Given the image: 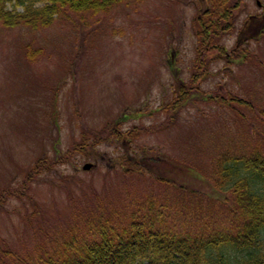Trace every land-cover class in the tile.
Here are the masks:
<instances>
[{
  "label": "rangeland",
  "instance_id": "374dc122",
  "mask_svg": "<svg viewBox=\"0 0 264 264\" xmlns=\"http://www.w3.org/2000/svg\"><path fill=\"white\" fill-rule=\"evenodd\" d=\"M224 1L215 36L198 0H111L36 27L0 19V264L39 263L96 189L126 210L153 196L168 226L236 231L235 198L213 171L227 153L264 152V29L239 38L264 0ZM96 136L97 150L84 144ZM127 150L178 162L194 189L185 204L173 184L121 174Z\"/></svg>",
  "mask_w": 264,
  "mask_h": 264
},
{
  "label": "trees",
  "instance_id": "16d2710c",
  "mask_svg": "<svg viewBox=\"0 0 264 264\" xmlns=\"http://www.w3.org/2000/svg\"><path fill=\"white\" fill-rule=\"evenodd\" d=\"M110 1L0 0V19L9 26L27 23L36 27L50 24L56 16L69 11L108 9ZM198 1L200 4L211 3L203 10V15L199 12L195 18L200 25L205 21L215 36L219 29L216 19L233 2ZM9 2H12V8ZM247 19L239 38L260 37L264 29V10ZM212 37L202 35L199 41L205 46H215ZM219 53V50L213 52L209 59ZM111 133L122 137L124 142L134 136L130 132L120 134L117 130ZM99 140L96 136L91 144L88 138L83 142L97 150L95 145ZM137 153L127 150L120 156L121 160L115 165H122L121 174L148 175L173 184L183 194L177 202L185 204V195L194 189L188 187L177 171L178 162H171L173 167L169 169V158L160 153ZM158 166L162 167L161 172L156 169ZM213 175L216 188L231 192V197L235 198V210L232 205V211L238 214L236 231L168 226L164 223L163 209L153 196L137 198L126 210L106 200V195L96 189L80 195L78 203L76 200V205H81L74 210L76 230L64 236L53 251H40L39 263L29 257L26 263L17 260L15 264H264V152L257 149L249 154L222 155Z\"/></svg>",
  "mask_w": 264,
  "mask_h": 264
},
{
  "label": "water",
  "instance_id": "95a60500",
  "mask_svg": "<svg viewBox=\"0 0 264 264\" xmlns=\"http://www.w3.org/2000/svg\"><path fill=\"white\" fill-rule=\"evenodd\" d=\"M92 165H93V163L90 162V161H88V162H85V163H84L83 167H84V168H89V167H91Z\"/></svg>",
  "mask_w": 264,
  "mask_h": 264
}]
</instances>
